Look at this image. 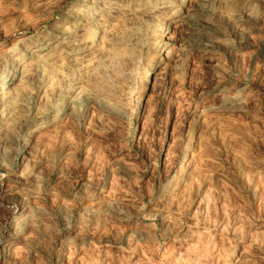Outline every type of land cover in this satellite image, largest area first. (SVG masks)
<instances>
[{"label": "rangeland", "instance_id": "1", "mask_svg": "<svg viewBox=\"0 0 264 264\" xmlns=\"http://www.w3.org/2000/svg\"><path fill=\"white\" fill-rule=\"evenodd\" d=\"M10 71L0 264H264V0H0Z\"/></svg>", "mask_w": 264, "mask_h": 264}, {"label": "bare ground", "instance_id": "2", "mask_svg": "<svg viewBox=\"0 0 264 264\" xmlns=\"http://www.w3.org/2000/svg\"><path fill=\"white\" fill-rule=\"evenodd\" d=\"M11 77H12V73L10 71V72H7L0 79V90H2L5 87L6 83L11 79ZM67 103H68V101L65 98H62L61 100H59V106L60 107L66 106ZM24 210H25V207L20 208V211H23L24 212Z\"/></svg>", "mask_w": 264, "mask_h": 264}]
</instances>
